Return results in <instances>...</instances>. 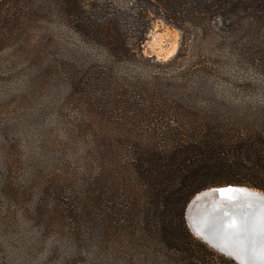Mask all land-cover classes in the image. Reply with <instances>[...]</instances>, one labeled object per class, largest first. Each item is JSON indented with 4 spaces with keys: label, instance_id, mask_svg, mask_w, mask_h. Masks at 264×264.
<instances>
[{
    "label": "rangeland",
    "instance_id": "374dc122",
    "mask_svg": "<svg viewBox=\"0 0 264 264\" xmlns=\"http://www.w3.org/2000/svg\"><path fill=\"white\" fill-rule=\"evenodd\" d=\"M78 1L100 13L141 9L149 67L203 85V104L264 118V0ZM40 21L31 45L0 51V264H237L188 227L140 221L75 134L84 110L68 73L98 52L58 16Z\"/></svg>",
    "mask_w": 264,
    "mask_h": 264
},
{
    "label": "trees",
    "instance_id": "16d2710c",
    "mask_svg": "<svg viewBox=\"0 0 264 264\" xmlns=\"http://www.w3.org/2000/svg\"><path fill=\"white\" fill-rule=\"evenodd\" d=\"M140 11L100 13L78 0H0V51L31 45L40 20L55 15L98 52L75 60L68 73L69 96L84 110L85 125L75 134L134 198L140 221L187 229L186 205L201 190L233 184L264 191V118L203 104L211 93L203 85L149 67Z\"/></svg>",
    "mask_w": 264,
    "mask_h": 264
},
{
    "label": "water",
    "instance_id": "95a60500",
    "mask_svg": "<svg viewBox=\"0 0 264 264\" xmlns=\"http://www.w3.org/2000/svg\"><path fill=\"white\" fill-rule=\"evenodd\" d=\"M217 187L228 199L226 206L212 210L200 206L190 217L191 198L185 210L190 232L237 264H264V191L246 185Z\"/></svg>",
    "mask_w": 264,
    "mask_h": 264
},
{
    "label": "bare ground",
    "instance_id": "6f19581e",
    "mask_svg": "<svg viewBox=\"0 0 264 264\" xmlns=\"http://www.w3.org/2000/svg\"><path fill=\"white\" fill-rule=\"evenodd\" d=\"M227 200L228 199L225 196L220 195L217 186L201 190L192 197L190 203L188 204L187 215L190 217L192 215H195L196 209H199L200 206L206 207V209L208 210L226 206ZM242 201V199L236 200V202L239 203H241Z\"/></svg>",
    "mask_w": 264,
    "mask_h": 264
}]
</instances>
